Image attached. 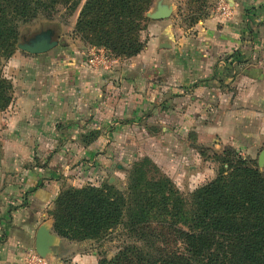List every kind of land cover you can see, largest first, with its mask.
Masks as SVG:
<instances>
[{
    "label": "crops",
    "instance_id": "obj_1",
    "mask_svg": "<svg viewBox=\"0 0 264 264\" xmlns=\"http://www.w3.org/2000/svg\"><path fill=\"white\" fill-rule=\"evenodd\" d=\"M140 37L139 54L107 55L113 62L99 66L87 61L92 47L85 58L17 51L7 61L13 98L0 113V264H23L63 186L115 174L142 152L180 177L200 169L199 147L264 150V0H209L194 25L148 19ZM93 131L84 146L81 136Z\"/></svg>",
    "mask_w": 264,
    "mask_h": 264
},
{
    "label": "trees",
    "instance_id": "obj_2",
    "mask_svg": "<svg viewBox=\"0 0 264 264\" xmlns=\"http://www.w3.org/2000/svg\"><path fill=\"white\" fill-rule=\"evenodd\" d=\"M81 3L0 0V60L14 54L19 22L50 16L56 5L75 10ZM151 3L85 0L74 32L85 46L103 49L110 58L133 57L144 48L140 22ZM11 102L12 84L0 67V112ZM97 134L82 135L81 143L90 145ZM223 152L226 159H221L216 178L197 189L189 204L168 180L148 177L139 167L123 192L108 184L63 188L50 212L53 231L73 241H97L126 217L125 226L145 241L143 247L125 246L100 264H264V174L235 157L231 148ZM152 223L160 230L151 228Z\"/></svg>",
    "mask_w": 264,
    "mask_h": 264
},
{
    "label": "rangeland",
    "instance_id": "obj_3",
    "mask_svg": "<svg viewBox=\"0 0 264 264\" xmlns=\"http://www.w3.org/2000/svg\"><path fill=\"white\" fill-rule=\"evenodd\" d=\"M84 2L85 0H82L81 5L76 8L77 10H71V7L64 5H56L50 16L39 14L29 21L19 22L17 27L18 36L15 44V52L18 51L20 54L32 56L31 54L19 50L17 45L24 43V41L28 43L31 39L35 38L36 35L46 32L47 30H52L55 33L53 40L58 42V46L49 52H53L52 54H66L69 52L73 53L75 50V52H80L85 58L87 53L86 47L89 46H85L81 38L74 32L77 18ZM164 4L172 8L171 15L166 20L171 19L172 22L181 28H188L192 26L195 21L203 19L207 15L209 8V0H171L170 2H164ZM155 6L153 7L151 3L147 12L144 14L145 20L140 22L143 30L145 29L146 21L149 19L146 17V14L151 12ZM139 40L141 43H144L140 35ZM8 60L9 59L2 58L0 60V67L3 77L10 82V80L7 79ZM2 124L3 123H0V129L3 126ZM227 148L229 147L220 149L219 151H212L205 148L199 151V154L203 158L202 163L199 164L200 169L188 170L185 175H180V177H178L179 175H174V177L170 176V174L165 171L161 161L154 160L151 156L142 152L141 156L137 157L130 163H126L121 166L120 169H117L115 174L109 173L102 178L98 175H92L90 180L86 181V184L93 186L108 184L113 186L116 190L123 192L127 186L130 173L132 170L139 167L147 173L148 177L153 176L156 180H168L172 184L173 189L185 199L187 204H189L190 197L197 189L216 178L219 170L221 169V159H226L223 151L227 150ZM231 150L234 152L235 157L251 163L260 173L264 174V159L259 164L260 154L246 156L240 154L232 148ZM263 151L264 150H262V152ZM234 155L232 154L231 157H234ZM73 164L74 163H72L69 168H72ZM74 169L75 167L72 169L73 171H71L74 172ZM110 180L112 181L110 182ZM67 187L72 186H63L61 189ZM53 203L51 210L49 211V215L53 209ZM50 218V221H46L42 225L49 227V230L53 235L51 252L46 255V260L52 264H89L88 260H91L92 258H95L97 264H100V262L110 261L125 246L135 245L143 247V244L145 243V241L137 239L135 232L128 231V228L125 226L127 223L126 217L123 218L122 224L108 231L103 238L97 241H73L67 238L59 237L53 231V219L52 217ZM151 228L155 231L160 230V228L155 226L154 223L151 224ZM162 230L165 229L162 228ZM33 251L35 252V250Z\"/></svg>",
    "mask_w": 264,
    "mask_h": 264
},
{
    "label": "water",
    "instance_id": "obj_4",
    "mask_svg": "<svg viewBox=\"0 0 264 264\" xmlns=\"http://www.w3.org/2000/svg\"><path fill=\"white\" fill-rule=\"evenodd\" d=\"M171 12L172 8L170 6L164 4L163 1H159L157 2L155 8L146 14V17L151 20H165L171 15ZM54 34V31L48 30L40 35H37L28 43L18 44L17 48L31 55L45 54L58 46V42L53 40ZM263 159L264 151L259 155V164L263 161ZM111 181L112 180H110V182ZM49 229V227L41 225L35 236V253L44 259H46V255L51 252V244L53 241V235Z\"/></svg>",
    "mask_w": 264,
    "mask_h": 264
},
{
    "label": "built area",
    "instance_id": "obj_5",
    "mask_svg": "<svg viewBox=\"0 0 264 264\" xmlns=\"http://www.w3.org/2000/svg\"><path fill=\"white\" fill-rule=\"evenodd\" d=\"M221 10L223 12H229V10L226 7H222ZM87 61L89 64L95 66L104 65L106 63L113 62V60L108 59L107 53H105V51H102L101 49L94 47L88 50ZM23 264H52V263L38 256L33 250H30L26 254Z\"/></svg>",
    "mask_w": 264,
    "mask_h": 264
},
{
    "label": "flooded vegetation",
    "instance_id": "obj_6",
    "mask_svg": "<svg viewBox=\"0 0 264 264\" xmlns=\"http://www.w3.org/2000/svg\"><path fill=\"white\" fill-rule=\"evenodd\" d=\"M47 31H48V30H47ZM41 34H42V33H41ZM38 35H40V34H38ZM36 36H37V35H36ZM36 36H35V37H36ZM25 43H27V42H26V41H24V43H22V44H25Z\"/></svg>",
    "mask_w": 264,
    "mask_h": 264
}]
</instances>
